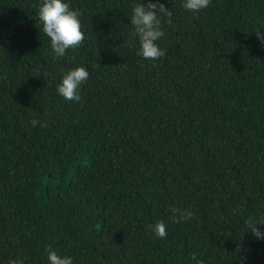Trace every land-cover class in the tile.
I'll list each match as a JSON object with an SVG mask.
<instances>
[{
    "label": "trees",
    "instance_id": "trees-1",
    "mask_svg": "<svg viewBox=\"0 0 264 264\" xmlns=\"http://www.w3.org/2000/svg\"><path fill=\"white\" fill-rule=\"evenodd\" d=\"M64 2L85 41L57 58L40 0H0V264H49L48 245L73 264H264L245 225L264 219V0H160L156 60L130 35L148 0ZM78 66L76 102L57 85Z\"/></svg>",
    "mask_w": 264,
    "mask_h": 264
},
{
    "label": "clouds",
    "instance_id": "clouds-1",
    "mask_svg": "<svg viewBox=\"0 0 264 264\" xmlns=\"http://www.w3.org/2000/svg\"><path fill=\"white\" fill-rule=\"evenodd\" d=\"M210 3L211 0H184L182 6L189 11L198 13L202 9L208 8ZM171 15L172 12L160 0H148L146 6L143 3L134 5L130 18L134 31L130 35L133 39L139 37L140 47L136 51L137 56H141L145 60H156L165 55L164 50L158 46L157 41L165 35L161 27V17L170 18ZM79 16L80 12L71 9L64 0H40L37 7V19L42 25L43 33L50 38L51 48L57 58L65 57L69 49L75 50L84 43L85 34L81 30ZM168 23H171L170 19ZM256 35L264 44V35L259 32ZM128 47L133 48L134 43L130 42ZM71 59L74 60L75 56ZM88 77L89 73L85 67L71 68L63 74L61 82L57 85V91L64 99L79 102L81 99L79 88L87 81ZM31 123L35 126L37 121L33 120ZM171 211L174 222L191 219L195 215L190 209L182 210L173 207ZM258 224L264 225V219L257 221L249 218L245 220L247 230L250 229L257 239H264V230L258 228ZM148 228L160 238L167 236L163 221L149 224ZM45 252L49 264H73L71 256L62 257L58 255L51 245L46 246ZM195 258V254H193V259ZM5 264H23V261L19 258H9ZM198 264H200L199 261Z\"/></svg>",
    "mask_w": 264,
    "mask_h": 264
}]
</instances>
